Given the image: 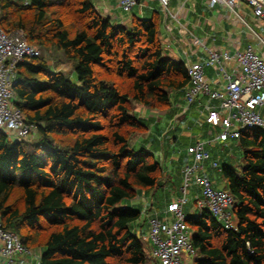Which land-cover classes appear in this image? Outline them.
Segmentation results:
<instances>
[{"label": "trees", "instance_id": "1", "mask_svg": "<svg viewBox=\"0 0 264 264\" xmlns=\"http://www.w3.org/2000/svg\"><path fill=\"white\" fill-rule=\"evenodd\" d=\"M0 24L61 52L77 76L45 56L18 65L15 105L39 138L11 142L0 132L5 229L40 246L39 264H146L132 229L141 212L126 205L160 188L164 175L153 153L132 146L145 130L134 107L167 110L170 93L190 83L187 66L164 57L156 18L117 25L91 0H0ZM238 143L243 164L221 167L235 228L207 209L188 217L194 264H264V131L244 130Z\"/></svg>", "mask_w": 264, "mask_h": 264}, {"label": "built area", "instance_id": "2", "mask_svg": "<svg viewBox=\"0 0 264 264\" xmlns=\"http://www.w3.org/2000/svg\"><path fill=\"white\" fill-rule=\"evenodd\" d=\"M27 7L30 0H10ZM149 0H119L123 13L129 14ZM165 10L170 0H159ZM210 7L227 8L236 18L244 22L241 8L251 9L257 21L264 25V0H208ZM199 44L198 41L195 42ZM264 44V41L261 40ZM40 57L36 47L27 43L22 30L6 32L0 24V132L17 141L27 139L34 131V126L26 123L22 112L15 105L13 86L18 65L28 59ZM235 62L239 75L228 74L226 66ZM207 66L223 72L226 86L223 91L212 88L205 75L204 65L192 63L187 66L191 86L186 92V101L192 105L205 96L219 102L218 108L206 105L205 121L221 131L217 140L227 142L238 140L241 132L247 129L264 131V56L259 55L253 46L244 50L228 51L209 50ZM193 157V163L183 168L184 182L181 196L168 206L172 223L161 221L157 217L150 220L149 240L152 243V257L159 264H186V256H195L190 228L184 207L192 183L202 188L203 201L199 207L207 209L226 230L234 229V197L224 190L214 188L211 179L204 173L203 163L210 159V154L201 142L187 149ZM217 164H214L216 166ZM200 211V212H201ZM34 252L27 247L15 232L6 230L0 218V262L2 264H35ZM23 259V260H22Z\"/></svg>", "mask_w": 264, "mask_h": 264}, {"label": "crops", "instance_id": "3", "mask_svg": "<svg viewBox=\"0 0 264 264\" xmlns=\"http://www.w3.org/2000/svg\"><path fill=\"white\" fill-rule=\"evenodd\" d=\"M91 1L104 17L109 18L112 23L117 25L128 27L134 18H156L159 24L164 57L176 62H182L186 66L192 63H201L204 65L207 80L215 90L223 91L226 86V80L223 72L206 65L209 50L233 53L237 49L244 50L248 46H253L259 55L264 56V44L261 43L264 38L251 27L249 28L251 31H248L242 38L234 37V34L229 31L227 24L231 15L229 17L222 16L223 11H228V9L222 6L212 8L208 0H170L167 10L163 8L159 0L142 1L131 13H124L122 16L118 15V12L122 13L119 0ZM245 9L248 10V8ZM232 17L235 16L232 14ZM236 19L238 18L235 17ZM243 19L244 22L240 19L238 20L245 23V18L243 17ZM196 41L199 44H196ZM56 69L60 71L61 67L56 66ZM226 71L228 74L234 75V77H237L240 72L235 62L227 65ZM190 86L191 83L185 89L170 93V107L167 110H150L154 116L148 117L145 116L147 108L136 105L133 113L134 117L143 124L145 130L139 133V136L132 141V146L136 149L143 148L153 153L161 163L164 175L160 188L149 192L139 191L138 196L130 201L129 205H126L141 212L140 220L133 224L132 229L142 239L143 243L145 241L148 245L144 244L146 246L145 252L148 248L146 264H159L152 257L153 246L149 240L150 220L157 217L161 221L172 223L173 217L168 213V206L181 196V187L184 182L183 168L193 163V157L188 154L187 149L201 142L204 145V149L209 153L207 148L214 143L229 147L232 144L231 141L238 142V140H228L227 142L217 140L221 131L220 128L215 138H209L210 134L212 135V131L209 130L207 132L204 127H213L205 121V116L207 115L205 107L209 105L212 108H218L219 102L203 96L192 105H188L186 92ZM154 135H158L159 138L153 140ZM150 138H153V142L150 141ZM184 141L187 142L185 145ZM181 142H183L184 146L180 144ZM162 155L163 158L161 159ZM223 157L222 162H217L210 154V159L203 163V170L198 173L207 175L215 189L228 192L226 187L225 189L219 188L213 171L219 170L221 172V167L225 164L236 169L242 164H235L236 160L228 155ZM214 164L217 165L214 166ZM193 187V196L189 199V192L188 202L184 207V212L186 210L190 214L189 216L186 215L187 218L200 213L199 204L203 201L202 188L192 183L190 190ZM34 254L35 256L32 260L35 264L37 263L36 260L40 263L42 249H36ZM195 259L196 255L193 257L186 256L184 260L186 264H194ZM0 264L2 263L0 262Z\"/></svg>", "mask_w": 264, "mask_h": 264}, {"label": "rangeland", "instance_id": "4", "mask_svg": "<svg viewBox=\"0 0 264 264\" xmlns=\"http://www.w3.org/2000/svg\"><path fill=\"white\" fill-rule=\"evenodd\" d=\"M241 12L243 14V17L245 18V23L241 22L240 20L236 19L235 20V17H232V13L228 10H225L223 11L222 13V16L223 17H229L230 15V20L227 21V24H228V29L231 33L234 34V37H243L244 35L247 34L248 31H251L249 28L251 27L252 29H254L257 33H259L263 38H264V26H262V24H260L257 19L254 17L253 15V12L251 9H245V7H242L241 8ZM118 15L122 16L124 15L123 11L122 13L121 12H118ZM248 24V25H247ZM249 26V27H248ZM13 33V32H12ZM37 48V50L40 52V56H45L48 61L50 62V65L52 66L53 70L57 71L56 69V66L58 67H61V70L60 72H62L64 75H66L67 77L71 78L73 81H76L77 80V76L75 74V72H73V68H72V65L71 63H69L65 57L63 56V54L59 51H54V50H47V49H41L39 48L38 46H35ZM64 65V66H63ZM134 110H135V107H134ZM145 116H154V114H152L150 112L149 109H147V114H145ZM150 125V124H149ZM204 130H206L207 132L210 130L212 131V135L210 134V139H213L215 138V136L219 133L220 129L219 128H209L208 126L204 127ZM159 131V130H158ZM156 133H159V132H156ZM139 133H136L132 136V141H134L136 139L137 136ZM154 139L153 138H150V141L153 140H157L159 138L158 135H154ZM38 139L39 136H38V132L34 129L33 133L26 139L28 141L30 140H33V139ZM208 138V137H207ZM11 142L14 141L13 138H10ZM68 139L64 138H57L56 141L57 142H66ZM187 142L184 141V145L186 144ZM231 146L229 147H225L223 144H218V143H214L212 146H208L207 150L209 151V153L211 154V156L214 158L215 161L217 162H222V159L224 158L223 156L225 155H228L230 156L231 158H234L236 160V163L235 164H243L242 162V150L238 144V142H232L231 141ZM180 144L183 145V142H181ZM163 158V155L161 156V159ZM208 168V167H207ZM216 172L213 171V173L215 174V177H216V182L217 184L219 185V188H224L226 187L225 185V181L223 179V176H222V173L218 170H215ZM192 190H194V187L193 189L190 190V195H189V199L193 196V192ZM129 201L127 202V205H129ZM185 213L187 216H189L190 214L188 213V211L185 210ZM194 216V215H192ZM233 223L235 224L236 221L235 219L233 218ZM144 244L146 246L147 243L144 241ZM40 245V244H38ZM145 246V248H146ZM36 249H40V246H37L32 248V251L35 253V250ZM148 249V248H147ZM147 249H146V252H147ZM36 264H39V262L36 260Z\"/></svg>", "mask_w": 264, "mask_h": 264}, {"label": "bare ground", "instance_id": "5", "mask_svg": "<svg viewBox=\"0 0 264 264\" xmlns=\"http://www.w3.org/2000/svg\"><path fill=\"white\" fill-rule=\"evenodd\" d=\"M186 104V103H185ZM159 203V202H158Z\"/></svg>", "mask_w": 264, "mask_h": 264}]
</instances>
